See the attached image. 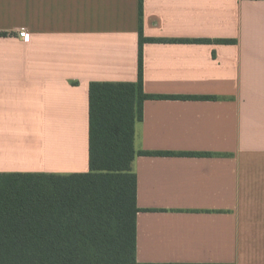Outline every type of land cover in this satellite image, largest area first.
I'll use <instances>...</instances> for the list:
<instances>
[{
  "label": "crops",
  "instance_id": "obj_1",
  "mask_svg": "<svg viewBox=\"0 0 264 264\" xmlns=\"http://www.w3.org/2000/svg\"><path fill=\"white\" fill-rule=\"evenodd\" d=\"M138 4L0 0V177L89 172L88 86L136 83ZM141 32L169 98L134 126L136 263L264 264V0H142Z\"/></svg>",
  "mask_w": 264,
  "mask_h": 264
},
{
  "label": "trees",
  "instance_id": "obj_2",
  "mask_svg": "<svg viewBox=\"0 0 264 264\" xmlns=\"http://www.w3.org/2000/svg\"><path fill=\"white\" fill-rule=\"evenodd\" d=\"M138 24L136 83L88 86L89 172L0 177V264H137L134 126L145 100L169 98L143 93L142 46L155 40L142 37V0Z\"/></svg>",
  "mask_w": 264,
  "mask_h": 264
},
{
  "label": "built area",
  "instance_id": "obj_3",
  "mask_svg": "<svg viewBox=\"0 0 264 264\" xmlns=\"http://www.w3.org/2000/svg\"><path fill=\"white\" fill-rule=\"evenodd\" d=\"M18 36L23 42H26L28 40V34L24 30H19L18 31Z\"/></svg>",
  "mask_w": 264,
  "mask_h": 264
}]
</instances>
